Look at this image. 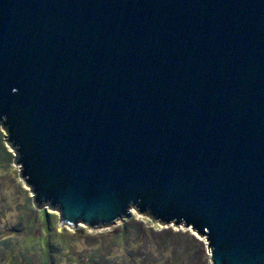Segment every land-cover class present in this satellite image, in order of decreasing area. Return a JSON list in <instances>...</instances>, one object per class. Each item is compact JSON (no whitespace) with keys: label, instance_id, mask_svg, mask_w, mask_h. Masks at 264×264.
Returning <instances> with one entry per match:
<instances>
[{"label":"water","instance_id":"95a60500","mask_svg":"<svg viewBox=\"0 0 264 264\" xmlns=\"http://www.w3.org/2000/svg\"><path fill=\"white\" fill-rule=\"evenodd\" d=\"M33 206L132 214L264 264V0H0V131Z\"/></svg>","mask_w":264,"mask_h":264},{"label":"rangeland","instance_id":"374dc122","mask_svg":"<svg viewBox=\"0 0 264 264\" xmlns=\"http://www.w3.org/2000/svg\"><path fill=\"white\" fill-rule=\"evenodd\" d=\"M5 137L1 128L0 143L10 156L0 159V264H211L203 237L133 209L93 229L60 225L57 211L33 207ZM41 210L50 216L47 226Z\"/></svg>","mask_w":264,"mask_h":264},{"label":"trees","instance_id":"16d2710c","mask_svg":"<svg viewBox=\"0 0 264 264\" xmlns=\"http://www.w3.org/2000/svg\"><path fill=\"white\" fill-rule=\"evenodd\" d=\"M8 156H10V153L7 151V149H6V147L3 145V143H0V159L2 158V157H8ZM31 202H32V199H31ZM32 205H33V203H32ZM34 207V206H33ZM35 208V207H34ZM36 209V208H35ZM40 216H43L42 218H44L43 219V221L45 222V224H46V226L48 225V222H49V219H48V217H50V216H48L46 213H45V211L44 210H41L40 211ZM46 232H48V234L50 233V231L45 227V229H44Z\"/></svg>","mask_w":264,"mask_h":264}]
</instances>
